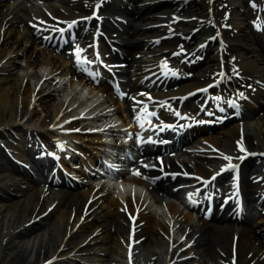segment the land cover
Here are the masks:
<instances>
[{"label": "bare ground", "instance_id": "1", "mask_svg": "<svg viewBox=\"0 0 264 264\" xmlns=\"http://www.w3.org/2000/svg\"><path fill=\"white\" fill-rule=\"evenodd\" d=\"M70 1L72 2L57 0V2L52 3L51 0H43V3L39 5L31 1V5L34 6L32 8L24 7L22 2L18 0H0V133L8 134L12 137V141H9V143L17 150V152L13 153H18V155L26 156V152H28L29 157L31 155V148L27 147L25 143H20L17 137L21 136V134L28 136L38 134L45 137L49 135L54 146L61 145L62 138L69 139L63 144L71 141L69 145L76 150L77 156L85 150L92 152L94 145H98L93 142V139L98 137L96 132H93L92 135H80L72 131H65L71 126V122L61 124L55 127L56 129H50V127L54 126L53 123L55 121L66 118L67 115L65 114L70 113L69 115H71V112H74L75 109L72 105L68 107L69 104H64L65 99L61 97L59 99L54 98L50 102L51 97L54 95L52 90L61 91V89L57 81L48 83V74L52 73L59 79L65 77L67 73L74 75L76 69L72 64L67 66L68 60L63 58L61 54L53 53L50 41L46 43L44 36L50 32L56 23H62L65 19L70 20L76 16L81 17L83 20H88L92 13V3L89 7V0ZM117 1L119 2L115 5L112 2L111 8L109 4L105 6L112 11L108 15L120 14L126 22L123 25H128L127 27L123 26L128 38L120 39V42H122L120 49L128 53L132 49V53H141L138 58H134L133 55L131 57V61L135 62L132 65H135L133 69L136 73L146 62L144 54L151 50L154 51L155 57L159 54L160 45L152 49H150L149 44L145 46L150 32L155 29L146 27V24L155 21V14L162 12L166 8H161L157 4L159 0ZM242 1L245 2V0ZM167 2V8L180 5L179 9L183 8V5L190 3L192 5L190 14L195 13L198 17L202 14L206 2L209 3V0H167ZM224 2L227 3V0H224ZM129 3L132 5V12L126 9L125 5ZM68 4L72 5L73 11L65 12L66 16H60V14H64L63 6ZM119 4H123L125 8L119 9ZM43 6L47 8V12L43 9ZM99 11L100 6L96 8L92 18L95 25L97 20L100 21V27L106 22L110 23L108 18L101 14L103 11ZM233 23L238 27V32L233 35V38H230L231 46L238 48L241 44H244L249 51H252L251 55L245 56L246 59L248 57L251 59L260 57L261 60L258 61L254 71H258L264 77V65L261 64L264 62V46L260 45V39L250 33L249 29L240 25L239 22L234 21ZM115 24L112 25L111 23L109 31L105 28L104 31L106 33L114 31ZM117 24L122 25V22L117 21ZM41 26L42 30H39ZM171 26L174 27V22ZM108 35L111 36L110 34ZM36 50H38L39 55L36 54ZM242 50L239 53H245ZM253 55L254 58L250 57ZM69 59L72 61V57ZM20 62L23 63L20 64ZM242 66L245 65L242 64ZM39 68H44V70L41 72ZM19 71L21 72L19 73ZM32 77L34 79L40 78V80L44 77L41 80L43 84L40 86L35 80L31 84L30 78ZM43 81L46 83L45 85ZM190 81L184 82L182 85L185 86H180L176 92H182L197 84L198 76L193 82ZM250 83L255 88L254 90H247L245 93L251 96L250 93L252 92L256 102L253 105L247 99L243 104L249 108V111L255 117L251 116L252 119L247 117L242 125L232 120L222 125L221 129L215 128L210 135L203 137L205 143L212 142L211 146L208 145L205 148L206 150L193 149L185 151L186 149H181L186 155L192 156V159L187 158L185 161H180V163L175 162L184 171L207 176L214 172L217 167H220V164L224 161H236L241 154L240 151L236 150L238 145L242 146L245 144L248 149L254 148L264 152V90L258 87L254 80ZM72 85H75V83H71L69 80L68 86L72 88ZM91 89L94 91L93 94L96 92L95 97L98 100L101 99L99 90L106 91L103 87H99V90L96 89V91L93 88ZM106 93L108 94L106 99L110 100L109 102L113 106H116L117 114L119 115V108L122 107L121 103L116 102L108 91ZM69 94H72L70 90L63 93L65 98ZM49 102L50 107L47 105ZM86 104L88 103H84L82 108H85ZM36 105H39L42 110H46L43 117L39 114ZM134 107L131 108L132 112L136 109ZM84 113L90 114L91 110L86 109ZM83 138L85 140L81 142L78 140ZM144 145L140 146V148L143 152H148ZM37 146L45 148V142L38 139ZM44 148L42 150H45ZM217 154L221 155L222 158L211 157ZM12 156L16 161L21 162L20 157H16V154ZM224 156L230 157L231 160H225ZM21 158L24 159L25 157ZM166 161L167 164H175L171 159ZM261 162L262 159L260 163H252L249 171L258 172L257 169H252L253 166L257 167L255 164L260 165ZM2 166V172L0 171V211H10L11 213L12 210H17L20 215L16 222L9 219L6 222L5 214L0 215V228L1 231L2 229L4 230V234L0 237V258H6L7 264H32L28 259V254L34 251V257L37 258L43 244V252L47 256L46 258L51 255L63 256L64 261L73 262L72 264H129L127 261L129 248L126 246L127 239L125 236L127 219L122 215L121 203L116 196L104 194L100 197L101 201L92 199L88 194L90 187L72 189L73 192H76L75 194H72L70 192L71 189H68L70 191L64 192L60 196L55 193L50 196V194H45L40 187L34 185L33 177L28 175L25 169L20 168V164H14L7 158L3 160ZM247 167V165L243 164L241 171L243 172V168L246 169ZM187 180L191 181L193 178H188ZM163 185L167 184L163 183ZM253 186L255 184H249V187ZM116 193L120 194L121 191L118 190ZM10 194H14L16 198L10 199ZM140 198L137 195L128 197L127 210L130 213L135 209L138 210L139 217L137 214L133 223V241L134 245L138 244L137 246H140V253L144 255L143 260L146 261L144 264H164L163 256L167 261H176L179 255L188 252L190 249L194 252L187 259L188 262L196 259L193 257L195 254L196 256L204 254L199 264H216V258L220 252L216 246L211 245L208 232L210 231V234L229 242L231 232L229 226L210 224L209 227H205L202 224V231L199 228L194 230L199 231V238H195L194 243L200 242V244L196 246L194 244L184 252L174 254V249H170V245L176 243V246L181 248L186 240V230L179 225L178 229L182 235L181 239L170 236L169 229L171 230V228L169 227L168 229L162 219H156L151 213L149 214V205L145 204L142 197ZM83 200L88 201L87 214L79 212ZM53 201H56L55 205L48 213L43 215L46 208ZM262 204L264 205V202ZM171 207L175 208L172 204ZM175 213L177 217L184 218H179L178 223H189L188 212L181 214L175 211ZM91 214L96 215L100 221L95 222L93 218H88V215L91 216ZM143 214L148 219L142 217L141 215ZM33 219H38V222L32 221L29 224V221ZM251 219H253V222L255 221V226L262 233L264 213L259 214L258 212L257 216L252 214ZM39 228L41 231L36 236ZM45 229L52 230L55 236H47ZM31 230L34 233L32 238L29 235ZM192 232L190 230L187 233V237ZM245 233L248 232L243 228L240 235ZM137 234L142 237L141 241H135ZM44 235L47 236L45 238H48L45 243H43ZM243 235L239 237V249L244 245V248L248 249L247 245L250 242L244 240L245 237ZM5 237L6 240L3 242ZM250 244L255 245L256 248L261 247L260 244H254V241H251ZM236 248L238 249V244H236ZM75 260L79 262L76 263ZM84 261L87 263H84Z\"/></svg>", "mask_w": 264, "mask_h": 264}, {"label": "rangeland", "instance_id": "2", "mask_svg": "<svg viewBox=\"0 0 264 264\" xmlns=\"http://www.w3.org/2000/svg\"><path fill=\"white\" fill-rule=\"evenodd\" d=\"M252 2H255V1L252 0ZM159 13H160V12H159ZM247 16L249 17V15H247ZM121 26H122V28H124L123 26L126 27V25H123V24H122ZM36 54L39 55V52L37 51ZM249 55H251V54H249ZM22 63H23V62H20V64H22ZM39 70L42 72V71L44 70V68H42V69L39 68ZM20 72H21V71H19V73H20ZM186 82H187V81H186ZM190 82H193V81H190ZM57 83L60 84L59 81H58V79H57ZM68 91H69V89H68L66 92H68ZM66 92L63 91L62 93H66ZM51 98H52V99L50 100V102H52V101L54 100V98H56V97H55V95H53V97H51ZM59 98H60V97H59ZM50 102L47 104L48 106L50 105ZM49 107H50V106H49ZM37 108H38V107H37ZM40 109H41V108H40ZM41 110H42V109H41ZM43 110H44V109H43ZM43 110H42V111H43ZM45 113H46V110H44L43 113H41V111H39V114H40L42 117L44 116ZM228 148H229V147H228ZM258 163H260V160H259ZM6 212H7V213H6ZM6 212H5V213H6V217H7V219H6V222H7L8 219H9V216H10V211H9V212L6 211ZM8 213H9V214H8ZM14 213H16V216H17V213H18V212H17V211H14ZM12 216H14V214H12ZM6 217H5V218H6ZM19 218H20V215H19V213H18V219H19ZM18 219H17V220H18ZM17 220H16V221H17ZM11 221H12V220H11ZM13 221H14V220H13ZM40 226H42V225H40ZM49 230H50V229H49ZM0 231H1V228H0ZM51 231H52V230H51ZM3 234H4V230H3V232H0V237H1ZM50 235H54V232L52 231L51 234H49V236H50ZM31 236H32V234H31ZM54 236H55V235H54ZM46 237H47V236H46ZM46 240H48V238H47ZM46 240H45V242H46ZM50 242H51V240H50ZM40 254H41V252H40ZM32 258H33V257H32ZM32 258H31V259H32ZM0 259H1V260H0V264H7V263H8V261H7L6 258H5V259H4V258H0ZM3 259H4V260H3ZM33 262H34V261H33ZM78 264H80V263H78Z\"/></svg>", "mask_w": 264, "mask_h": 264}, {"label": "snow or ice", "instance_id": "3", "mask_svg": "<svg viewBox=\"0 0 264 264\" xmlns=\"http://www.w3.org/2000/svg\"><path fill=\"white\" fill-rule=\"evenodd\" d=\"M97 7H99V5H97ZM74 23H76L75 21H73L71 24H69L68 25V27L69 28H71L72 26H73V24ZM61 31H63V30H61ZM81 49H79V48H77L76 50H75V54H76V58H77V62L78 63H91L90 61H87L86 59H81V57H80V53H81ZM97 57H98V54H97ZM166 66V65H165ZM173 75H175V73H173ZM207 89H204L203 91H206ZM242 95V94H241ZM146 115H149L148 113H146ZM151 115H154V114H151ZM137 119L139 120L140 119V117H137ZM141 127H143V124H141ZM242 151H243V149H241ZM225 160H231V158L230 157H227V156H224L223 157ZM241 159H242V157H241ZM235 166L234 165H232V164H229L228 165V168H234ZM224 170H226V169H224V168H222L221 169V171H224ZM136 175H140V173L139 172H137L136 173ZM199 179V178H198ZM213 179H215V177H213Z\"/></svg>", "mask_w": 264, "mask_h": 264}]
</instances>
